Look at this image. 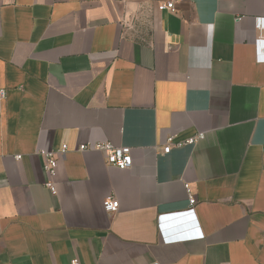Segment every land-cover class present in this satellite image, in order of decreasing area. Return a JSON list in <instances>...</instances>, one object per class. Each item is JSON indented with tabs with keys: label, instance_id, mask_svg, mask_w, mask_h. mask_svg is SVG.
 I'll use <instances>...</instances> for the list:
<instances>
[{
	"label": "crops",
	"instance_id": "crops-1",
	"mask_svg": "<svg viewBox=\"0 0 264 264\" xmlns=\"http://www.w3.org/2000/svg\"><path fill=\"white\" fill-rule=\"evenodd\" d=\"M162 1L0 0V264H264V0Z\"/></svg>",
	"mask_w": 264,
	"mask_h": 264
},
{
	"label": "built area",
	"instance_id": "built-area-1",
	"mask_svg": "<svg viewBox=\"0 0 264 264\" xmlns=\"http://www.w3.org/2000/svg\"><path fill=\"white\" fill-rule=\"evenodd\" d=\"M183 0H164L159 5L158 8L160 10H171L175 11L178 3ZM259 60H264V55L261 54L259 50L258 55ZM5 91L1 90V97H4ZM201 135H197L191 138H188L185 141L174 142V136H170L166 145L162 148L164 153H168L171 151L173 145L182 146L184 144H195ZM78 150L86 151V150H99L104 152L106 155L107 162L116 166L119 169H129L133 165V156H132V148L130 146L116 145L111 141H98V142H84L78 145ZM69 150V145L67 143L62 144V146L58 149H41L39 151L40 155L43 158V168L47 175V179L45 181V186L51 191L52 194L56 195L58 193V186L56 182L57 172L59 168V163L61 159L66 155ZM22 155H16V158L21 159ZM186 190L189 197V202L191 208L187 211L188 217H192L194 205L196 203V196L192 191V188L189 183L186 184ZM103 206L105 211L109 213H114L119 210L120 202L114 196H108L105 198L103 202ZM164 215H160L161 220H165ZM159 231L161 233L162 240L165 243H171L176 241H185L188 239L198 238L202 236L197 227H193L184 232L172 233L169 229L166 228L164 221H160L159 223ZM73 264H80L78 259L73 260ZM231 264V263H228Z\"/></svg>",
	"mask_w": 264,
	"mask_h": 264
},
{
	"label": "water",
	"instance_id": "water-1",
	"mask_svg": "<svg viewBox=\"0 0 264 264\" xmlns=\"http://www.w3.org/2000/svg\"><path fill=\"white\" fill-rule=\"evenodd\" d=\"M164 218L165 224L175 231L183 230L190 225V218L186 213L168 214Z\"/></svg>",
	"mask_w": 264,
	"mask_h": 264
}]
</instances>
